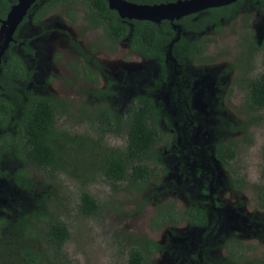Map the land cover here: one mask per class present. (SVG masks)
<instances>
[{"label": "rangeland", "instance_id": "rangeland-1", "mask_svg": "<svg viewBox=\"0 0 264 264\" xmlns=\"http://www.w3.org/2000/svg\"><path fill=\"white\" fill-rule=\"evenodd\" d=\"M246 8L237 14L236 21L223 24L221 33L210 30L208 35L215 40L207 53L216 59L188 63L175 78L183 84L179 88L162 83L157 61L131 53L127 40L118 45L115 53L100 46L102 30L88 31L82 13L72 22L54 11L45 18L43 27L31 20L25 25L19 36L29 39L34 52L19 49L35 70L31 89L52 93L68 103L69 115L60 120V128L94 135L87 120L76 122L74 116L83 111L96 112L108 104L125 117L136 96L150 95L170 116L166 120L162 114L159 121L170 136L164 149L159 148V165L168 171L138 189L128 182L115 187L103 175L89 183L64 173L54 178L26 163L31 179L26 186L18 185L13 176L23 163L15 146L4 147L0 152V159L5 160L0 166V217L9 222L0 233V264H29L25 248L32 249L34 241L15 233L13 223L24 218L27 223L35 221L33 213L39 209H46L44 213L55 210L70 227L71 238L63 249L68 259L63 260L64 264H128L130 245L125 242L126 235L148 236L163 243L165 249L149 258L155 264H200L227 259L229 255L235 264H250L254 258L264 256V189L260 187L264 110L249 107L246 85L238 72L248 66L243 63L247 57L242 55L247 25L251 24L242 21ZM236 59L243 62L239 64ZM258 66L249 74L264 70L261 64ZM94 72L97 80L92 81L88 73ZM109 83L113 93L101 95L99 90L106 89ZM260 114L262 120L242 130L244 122ZM169 123L175 126L174 132ZM5 132L13 134L12 128ZM106 141L124 145L126 136H107ZM218 141H231L237 148L238 155L228 167L220 166L213 157ZM211 181L212 198L208 197L207 184ZM83 191L98 199L100 210L96 214L81 210ZM204 201L206 227L188 222L160 229L151 226L157 203L170 202L184 209ZM32 228L38 235L35 244L46 247L40 229ZM241 254L244 259L238 260ZM46 255L42 264H52Z\"/></svg>", "mask_w": 264, "mask_h": 264}, {"label": "trees", "instance_id": "trees-1", "mask_svg": "<svg viewBox=\"0 0 264 264\" xmlns=\"http://www.w3.org/2000/svg\"><path fill=\"white\" fill-rule=\"evenodd\" d=\"M128 1L157 4L177 0ZM16 2L17 0H0V25L12 4ZM243 6L247 7L242 17L243 23H249L250 20L254 22L247 25V37L242 44V49L245 45L241 50L242 55L247 57L246 62L236 60L239 64L243 62L249 66L254 55L260 54L264 65V0H238L228 5L185 15L179 21H174L181 26L178 39L179 29L173 27L172 21L155 22L122 18L115 9L110 8L108 0H38L21 23L15 34V41L11 43L6 59L0 65V149L10 147L12 144L16 145L21 160H29L32 166L47 174L50 173L54 178L59 176V173H64L79 178L82 183H89L96 180L97 176L103 175L115 187L118 186L117 183L128 182L142 189L146 184H150L154 177H160L161 172L157 167V159L160 157L157 144L161 140L169 143L170 136L160 127L159 121L164 116L168 120L170 117L168 113H165L152 96L144 94L136 96L125 117H122L115 108H110L108 104L96 112L83 111V114L74 116L76 122L87 120L91 124V129L96 132L94 135L60 128V120L69 115L68 103L52 93H37L31 89L30 83L35 70L29 65L28 57L20 51L19 46L30 54H33L34 48L27 37L19 36L20 32L30 20L43 27L45 18L51 12H59L75 22L78 20L79 12L82 11L87 23L86 29L102 30L100 46L115 53L119 43L127 40L131 51L157 61L162 70V83L179 88L183 84L176 81L177 72L182 71L191 62L214 61L216 57L207 53L209 44L215 40L208 35L210 30L221 33L223 24L231 20L234 22L239 18L237 14L244 9ZM252 7L256 9H251ZM172 41L174 43L169 54ZM93 74L88 73V76L95 81L97 74L96 72ZM245 83L249 107L253 110H264V72L245 79ZM99 93L106 96L113 91L108 86L99 90ZM260 120H262L261 114L250 117L241 128L246 131ZM185 121L188 119L186 118ZM15 123H17L15 135L5 132ZM169 124L174 132L175 126ZM124 135L126 136L124 145H110L106 141L107 136ZM214 153L224 166H228L238 155L237 148L231 141H218ZM167 171L165 168L162 174H166ZM13 178L18 185H25L31 179V174L28 168L23 166ZM262 181L260 187L264 189V170ZM80 208L86 214H96L100 210V204L93 194L83 191ZM45 210L34 211L33 216L37 217L35 221L27 223L26 218L15 221L13 229L15 233L18 232L24 238L34 241L32 249L25 248V254L30 259L29 264H42L45 261V254H47L46 260L50 263L64 264L63 260L68 259L63 249L71 238L70 227L57 214L58 212L50 210L44 213ZM7 221L9 222L6 217H0V233H3L8 225ZM182 222L206 227L207 210L197 203L184 209L170 202L157 203V211L151 217L153 229ZM33 226L40 229L41 236L47 242L46 247L35 244L38 235L33 230ZM125 242L130 245L128 264H155L149 259L150 256L165 249L163 243L148 236L126 235ZM230 254L235 253L230 252ZM237 259L244 258L241 254V256L237 255ZM235 262L229 255L227 259L205 260L200 264H235ZM250 264H264V256L254 258Z\"/></svg>", "mask_w": 264, "mask_h": 264}, {"label": "water", "instance_id": "water-1", "mask_svg": "<svg viewBox=\"0 0 264 264\" xmlns=\"http://www.w3.org/2000/svg\"><path fill=\"white\" fill-rule=\"evenodd\" d=\"M238 0H177L174 2L145 4L134 3L128 0H108L109 6L115 9L122 18L151 20L161 22L163 20L172 21L173 27L179 29L181 26L174 21H179L183 16L198 13L212 7H219L234 3ZM38 0H17L12 4L7 16L1 20L0 25V65L6 59V54L15 41V34L21 23L28 16L31 8ZM175 39V40H177ZM174 40V41H175ZM174 41L170 43L169 54Z\"/></svg>", "mask_w": 264, "mask_h": 264}, {"label": "flooded vegetation", "instance_id": "flooded-vegetation-1", "mask_svg": "<svg viewBox=\"0 0 264 264\" xmlns=\"http://www.w3.org/2000/svg\"><path fill=\"white\" fill-rule=\"evenodd\" d=\"M84 14V12H79V15L80 14ZM82 17H83V15H82ZM83 19H84V17H83ZM85 20V19H84ZM86 21V20H85ZM76 22V21H75ZM254 21L253 20H250L249 21V23H253ZM87 23H85V25H86ZM173 25V24H172ZM88 31H93V30H96V29H87ZM121 43V42H120ZM119 43V44H120ZM128 48H129V46H128ZM129 51L132 53H134V54H138L137 52H135V51H131L130 49H129ZM139 55V54H138ZM262 60H263V58H262V56L259 54V55H254V57L252 58V60H251V64L249 65V66H247V67H244V68H242V69H239L238 70V72L241 74V78H242V80H243V82L245 83V79H249V77H254V76H258L261 72H264V70L263 71H261V72H256V73H252V74H249V72H254L255 70H257V68L259 67L258 66V64H261V66H263L264 67V65H263V62H262ZM254 64L256 65V66H254ZM179 72H177V74H178ZM184 76V75H183ZM187 77H189V76H187ZM107 78V77H106ZM245 85H246V83H245ZM108 86L110 87V89L112 88L111 87V85L110 84H108ZM107 86V87H108ZM187 89V88H186ZM245 89H246V87H245ZM188 92H189V89H188ZM180 97H181V93H179V99H180ZM187 99V98H186ZM159 103V102H158ZM157 103V104H158ZM10 128H12V130H13V134L12 135H15L16 133H17V123H15L14 125L12 124V125H10ZM167 145V141H165V140H161V142H158V144H157V149H158V153H159V155H160V149L159 148H161V150H163L164 148L162 147V146H166ZM13 146H15V149H17L16 148V145H14V144H12L11 145V147H13ZM10 147V148H11ZM12 149V148H11ZM4 150V147H1V149H0V152L1 151H3ZM11 155V154H10ZM20 155V154H19ZM14 158H17V156L16 155H12ZM21 156V155H20ZM213 157L217 160V161H219V163H220V166H222V163H221V161L220 160H218V158L215 156V153H214V155H213ZM21 160V159H20ZM158 165H157V167H158V169L160 170V172L161 173H163V168L159 165V161L161 160V157H159L158 159ZM22 161V163H23V165L21 166V167H23V166H25V164L27 163V164H30L27 160H25V159H22L21 160ZM5 164V160H4V158H2V159H0V166H2V165H4ZM30 165H32V164H30ZM153 165H154V163H153ZM225 167H228V166H225ZM215 173V172H214ZM216 174H217V172L214 174V176H216ZM161 175V174H160ZM159 175V176H160ZM154 179H158V177H154L153 179H152V181L154 180ZM213 179H214V177H213ZM212 179V180H213ZM239 181V180H238ZM208 184V187H209V191H208V197H211L212 198V196L210 195V192L212 193L213 192V188H214V184L212 183V181L211 182H208L207 183ZM212 190V191H211ZM211 201H213V200H211ZM214 202V201H213ZM205 204H206V201H204L203 203H198V205L200 206V207H202V208H204V209H206V207H205ZM188 206H189V204L187 205V208H188ZM207 210V209H206Z\"/></svg>", "mask_w": 264, "mask_h": 264}]
</instances>
